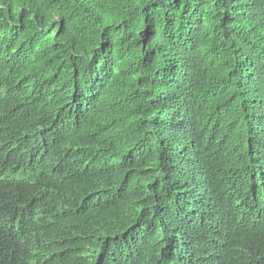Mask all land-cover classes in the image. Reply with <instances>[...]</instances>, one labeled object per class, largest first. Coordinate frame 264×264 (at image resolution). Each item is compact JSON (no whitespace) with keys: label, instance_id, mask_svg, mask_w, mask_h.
Instances as JSON below:
<instances>
[{"label":"trees","instance_id":"16d2710c","mask_svg":"<svg viewBox=\"0 0 264 264\" xmlns=\"http://www.w3.org/2000/svg\"><path fill=\"white\" fill-rule=\"evenodd\" d=\"M0 177L10 264H264V0H0Z\"/></svg>","mask_w":264,"mask_h":264},{"label":"clouds","instance_id":"9594fccd","mask_svg":"<svg viewBox=\"0 0 264 264\" xmlns=\"http://www.w3.org/2000/svg\"><path fill=\"white\" fill-rule=\"evenodd\" d=\"M5 182L0 177V240L3 242L0 257L10 264L22 248L43 249L51 242L53 234L50 229L36 231L44 226L47 219L37 220L38 215L28 211V196H22L15 189L3 188L8 185Z\"/></svg>","mask_w":264,"mask_h":264}]
</instances>
